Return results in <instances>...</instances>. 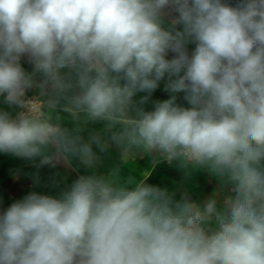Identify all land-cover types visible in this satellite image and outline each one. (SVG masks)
<instances>
[{
	"label": "clouds",
	"instance_id": "clouds-1",
	"mask_svg": "<svg viewBox=\"0 0 264 264\" xmlns=\"http://www.w3.org/2000/svg\"><path fill=\"white\" fill-rule=\"evenodd\" d=\"M0 98V152L87 173L0 212V264H264V0H0ZM140 155L230 194L177 198Z\"/></svg>",
	"mask_w": 264,
	"mask_h": 264
},
{
	"label": "crops",
	"instance_id": "crops-1",
	"mask_svg": "<svg viewBox=\"0 0 264 264\" xmlns=\"http://www.w3.org/2000/svg\"><path fill=\"white\" fill-rule=\"evenodd\" d=\"M193 48L194 45H188L189 53H191ZM173 56V53H169L168 58L171 59ZM21 65L25 71H33V66L26 57L21 59ZM166 84L167 76L160 81L157 89L150 95L138 93L135 100L139 103L143 97L147 96V100L140 106L146 111H151L155 103L169 98V93L165 90ZM177 103L187 106L186 101L183 100L182 93L178 94ZM0 109L10 112L14 111L4 104L2 98H0ZM102 159L103 164L99 171L106 172L110 167L118 163V149H111L110 153L103 154ZM136 166L143 172V175L148 176L151 174L148 178V183L156 184L160 188L174 192L177 198L185 191L188 192L192 201H195V198H209L211 196L207 192V187L211 183L212 178L203 177L201 175L202 169L193 171L194 174L189 176L175 162L171 165L161 162L151 173L149 169L151 167V157L147 155L138 156ZM82 174H87L86 170L76 160L72 161L71 167L63 161L55 162L54 166H41L38 160H30L12 153L0 152V212L32 192L59 198L62 191L67 189ZM178 187H183L184 190L181 191Z\"/></svg>",
	"mask_w": 264,
	"mask_h": 264
},
{
	"label": "rangeland",
	"instance_id": "rangeland-1",
	"mask_svg": "<svg viewBox=\"0 0 264 264\" xmlns=\"http://www.w3.org/2000/svg\"><path fill=\"white\" fill-rule=\"evenodd\" d=\"M183 172L185 173L184 170H183ZM192 174H194V172H191L188 175L190 176ZM201 175L203 177L206 176L207 178L208 177L212 178L211 183H209V186L207 187V192L211 196L213 195L214 192H217L219 194L218 195V199H220L222 201L225 196L230 194V186L221 184L220 180L217 177H215L214 175L210 174L207 170L202 169ZM154 185L156 186V184H154ZM178 189L181 190V191L184 190L183 187H178ZM206 199H208V198H195L194 202L202 204Z\"/></svg>",
	"mask_w": 264,
	"mask_h": 264
},
{
	"label": "built area",
	"instance_id": "built-area-1",
	"mask_svg": "<svg viewBox=\"0 0 264 264\" xmlns=\"http://www.w3.org/2000/svg\"><path fill=\"white\" fill-rule=\"evenodd\" d=\"M33 93H34V90H30V91L28 92V95L31 96V95H33Z\"/></svg>",
	"mask_w": 264,
	"mask_h": 264
}]
</instances>
